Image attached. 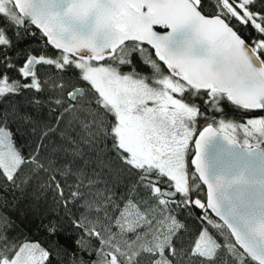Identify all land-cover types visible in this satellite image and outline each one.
Here are the masks:
<instances>
[{
	"label": "snow or ice",
	"instance_id": "6c2138e0",
	"mask_svg": "<svg viewBox=\"0 0 264 264\" xmlns=\"http://www.w3.org/2000/svg\"><path fill=\"white\" fill-rule=\"evenodd\" d=\"M0 264H264V0H0Z\"/></svg>",
	"mask_w": 264,
	"mask_h": 264
},
{
	"label": "trees",
	"instance_id": "16d2710c",
	"mask_svg": "<svg viewBox=\"0 0 264 264\" xmlns=\"http://www.w3.org/2000/svg\"><path fill=\"white\" fill-rule=\"evenodd\" d=\"M39 118L47 119V110L46 109L39 113ZM21 217L23 218V209H21ZM30 219L31 218H29V220H25L24 223L21 224V227L26 232H30L31 235L36 236V238H40L38 233L36 232L35 225L30 223Z\"/></svg>",
	"mask_w": 264,
	"mask_h": 264
}]
</instances>
